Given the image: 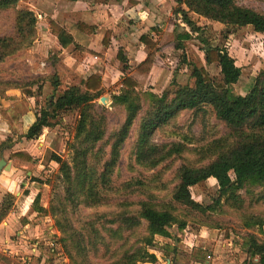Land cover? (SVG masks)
Returning <instances> with one entry per match:
<instances>
[{"label":"rangeland","instance_id":"rangeland-1","mask_svg":"<svg viewBox=\"0 0 264 264\" xmlns=\"http://www.w3.org/2000/svg\"><path fill=\"white\" fill-rule=\"evenodd\" d=\"M239 4L264 12V0H239ZM22 8L28 6L19 1L15 8L0 11V37L13 35L15 12ZM198 26L203 28L202 36L211 45H232L231 54L243 71L240 81L232 85L231 91L235 95H245L252 86L249 76L263 67L259 66V60L263 58L264 61L261 49H264V43H261L264 38L252 40V27L241 29L206 23ZM39 28L36 23V36L30 46L0 61V121L10 123L12 128L9 139L0 146V158L11 164L9 169L2 170L0 174V226L8 229L5 232L9 234L2 237V240L0 238V256L7 254L0 264H8L7 261H12V264H112L122 251L118 249L122 243L120 232L112 233L108 229L111 228L110 225L103 226L99 232L102 240L93 242L90 247L88 245L90 252L87 261L75 263L60 240L63 235L55 222L58 214L52 215L47 210L52 195L51 186L56 187L57 191H61L62 187L58 177V164L50 156L53 152L64 160L70 159L68 145L74 140L77 110L61 111L54 120L56 123L43 128L37 138L27 140L24 137L26 123L20 120L21 114L28 108L34 114L39 113L51 96H57L64 90L61 89V80L57 75V72L64 75L59 66L62 61L48 45H42ZM249 38L251 44L256 43L252 45L256 59H247L245 55V41ZM191 42L200 46L195 37ZM184 56L186 57L185 53ZM189 71L191 72V68ZM207 71L214 78L220 77L216 65H212ZM53 74L58 79L56 89L49 79ZM65 76L70 84L79 81L75 78L69 80L70 76ZM179 83L191 85L193 78L184 73L179 78ZM163 86L160 84L152 88L157 90L154 92L160 93ZM147 89L148 87L139 90L143 92ZM102 96H107L105 103L99 98L97 104L107 107L108 133H112L124 121L127 107L113 101L111 92L104 90ZM147 101L146 95H142L144 106ZM225 132L224 125L209 111H183L156 131L153 141L156 144L183 142L188 149L150 167L139 164L135 159L132 143L136 127H132L113 176L115 192L112 200L97 206L80 207L72 221L84 234H88L85 227H89L95 216H111L112 212H119L124 206L136 209L139 200L148 199L157 209L169 208L174 220L167 228L169 236L154 234L150 247L145 245L149 232L144 221L133 236L129 235L127 244L132 248L129 252L135 250L133 248L142 247L143 257L134 264H165L167 260L172 264L249 263L252 258L247 245L248 233L251 232L264 241V226L247 225L248 216L264 218V184L246 182L243 187L236 189L235 193L241 199L240 207L226 203L225 197L221 198L219 204L215 202L218 196L215 179H207L201 185L190 188L194 200L203 206L214 207L205 212H188L172 198L178 183V168L183 161L197 166L206 163L217 154L218 140ZM209 146L211 147L207 150ZM17 151L28 153L32 160L14 157L13 153ZM203 156L205 157L202 159ZM209 188H214V192ZM182 222L185 225L180 228L179 224ZM96 225L100 227L98 223ZM99 244L108 246L109 250L105 251ZM252 262L256 260L253 259Z\"/></svg>","mask_w":264,"mask_h":264},{"label":"trees","instance_id":"trees-1","mask_svg":"<svg viewBox=\"0 0 264 264\" xmlns=\"http://www.w3.org/2000/svg\"><path fill=\"white\" fill-rule=\"evenodd\" d=\"M19 1L0 0V11L15 8ZM175 2L185 8H173V12L179 13L183 23L197 33L196 38L203 44L201 49L205 62L217 64L219 78L212 77L204 67L187 62L184 51L180 61L192 65L191 85H182L173 76L160 93L152 90L142 92L135 79L130 76L123 77L121 88L118 92L112 93V99L126 105V115L120 127L108 133L107 107L97 104V99L103 95L101 77L93 73L68 85L57 96H51L25 131L26 139L37 138L43 128L56 123L54 120L61 111L77 110L74 140L68 145L71 151L70 159L64 160L53 152L50 156V159L58 164V177L62 187L61 191H57L56 187L51 186L52 195L47 208L52 215L58 214L55 222L63 235L60 240L70 259L75 263L87 261L90 252L88 245L90 247L93 242L102 240L99 232L103 226L110 225L111 228L108 229L112 233L120 232L119 237L122 239L118 246V249H122L121 254L112 264H134L142 259V247L133 248L135 250L129 252L132 248L127 244L142 221L146 223L145 228L149 232L145 239L146 247L152 244L151 237L154 234L169 236L167 228L174 220L171 211L169 208L157 209L148 199L139 200L136 209L124 206L121 211L112 212L111 216L104 214L95 216L89 227H85L88 234H84L72 221L80 207L97 206L112 200L115 192L113 176L122 147L134 126L136 134L132 149L135 159L139 164L153 167L168 157L180 155L188 149L183 142L156 144L153 141L155 132L181 112L203 113L207 110L224 125L226 132L218 140V151L215 156L199 166L183 161L178 168V183L172 198L188 212H205L214 208L203 206L191 196L190 188L201 185L208 178L216 181L218 196L215 202L219 204L221 198L225 197V202L233 207L241 205V199L235 190L243 187L244 183L264 184V69L256 72L252 86L245 95L232 93V85L241 76V67L236 65L235 59L226 47L212 46L206 38L199 35L202 33L201 28L188 15L193 13L232 28L250 26L254 31L264 33V12L241 5L239 0H175ZM15 14L13 35L0 37V61L30 46L36 36L35 13L29 8H22L16 10ZM57 33L62 46L73 41L62 28H58ZM175 34L177 40L175 47L183 50V40L190 39L192 35L188 32ZM140 39L149 48L153 47V43L148 42L147 35H142ZM102 42L106 43L105 36ZM154 56L155 53L151 50L136 66V71L148 72L153 65ZM117 57L124 61L120 51ZM49 79L51 84L57 87L56 75L53 74ZM144 94L148 100L146 106L142 102ZM13 156L32 160V157L23 151L14 152ZM212 189L214 188H209L214 192ZM248 219V226H264V218L261 216L251 215ZM97 223L100 227L96 225ZM184 225L185 222H182L179 227L183 228ZM99 245L104 247L105 251L109 250L108 246ZM247 245L252 260H256V262L250 260L247 264H264V241L250 232Z\"/></svg>","mask_w":264,"mask_h":264},{"label":"crops","instance_id":"crops-1","mask_svg":"<svg viewBox=\"0 0 264 264\" xmlns=\"http://www.w3.org/2000/svg\"><path fill=\"white\" fill-rule=\"evenodd\" d=\"M20 2L35 13L37 20H41L37 24L41 30L39 35L42 45H48L60 57V62L62 61L59 66L64 75L57 72L61 80V89H65L70 84L64 78L65 73V77L70 76L69 80L72 78L80 80L97 73L101 77L103 91L118 92L122 78L130 76L139 83L141 89L148 87L147 90L154 92L157 90H154L153 86L163 84L162 88H165L173 76L179 83V78L184 76V73L190 75L189 70L192 65L180 62L182 51L186 54L187 62L197 67L208 70L212 65L217 66L216 63L205 62L204 52L201 49L203 44L196 38L197 33L183 23L179 13L173 12V8H185L177 5L175 0H20ZM188 15L197 25L206 23V25L223 26L221 23L209 21L193 13ZM248 27L250 26L241 29ZM58 28H62L72 37L73 41L70 44L66 46L60 44ZM252 31L250 35L252 40L264 38V33ZM183 32H188L192 36L183 40L182 50L175 47L177 42L175 33ZM142 35H147L148 42L153 43L152 48L141 41ZM199 35L202 36V33ZM104 36L106 43L102 42ZM194 37L200 46L191 42ZM250 40L251 38L245 41V55L247 59H256L252 46L256 43L252 41L251 44ZM261 43H264V40ZM229 45L219 47L228 48L229 54L235 59L231 54L232 45L231 47ZM261 49L264 53V49ZM151 50L155 53L151 69L146 73L136 71V66ZM119 51L124 61L117 57ZM262 59L259 60V66H263L264 69ZM235 63L238 65L236 60ZM242 71L243 69L241 73ZM255 74L249 76L252 83ZM239 81L240 79L236 83ZM28 109L20 117V120L26 123L25 130L36 117V114ZM11 129L10 123L0 121V143L9 139ZM8 228L12 230L10 226ZM6 230L0 226L1 240L2 237L9 235ZM5 255L7 254L0 256V261ZM7 262L12 264V261Z\"/></svg>","mask_w":264,"mask_h":264},{"label":"water","instance_id":"water-1","mask_svg":"<svg viewBox=\"0 0 264 264\" xmlns=\"http://www.w3.org/2000/svg\"><path fill=\"white\" fill-rule=\"evenodd\" d=\"M107 99V96H101L100 101L105 103V100ZM11 166L10 162H7L4 158H0V172L2 170H7Z\"/></svg>","mask_w":264,"mask_h":264},{"label":"bare ground","instance_id":"bare-ground-1","mask_svg":"<svg viewBox=\"0 0 264 264\" xmlns=\"http://www.w3.org/2000/svg\"><path fill=\"white\" fill-rule=\"evenodd\" d=\"M165 264H172L170 260H167Z\"/></svg>","mask_w":264,"mask_h":264}]
</instances>
